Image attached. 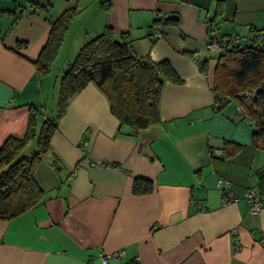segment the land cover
Instances as JSON below:
<instances>
[{
  "label": "crops",
  "instance_id": "obj_1",
  "mask_svg": "<svg viewBox=\"0 0 264 264\" xmlns=\"http://www.w3.org/2000/svg\"><path fill=\"white\" fill-rule=\"evenodd\" d=\"M36 1L0 0V147L24 137L32 117L20 156L36 151L56 82L105 26L127 31L137 53L168 61L182 81H164L160 120L132 136L118 133L93 82L68 100L34 169L41 201L0 219V264H103L101 252L110 264H264V199L251 213L246 198L249 189L264 192L262 138L254 141L234 101L217 108L206 47L210 24L238 37L264 27V0ZM72 6L78 11L42 71L36 60L51 21ZM226 141L240 148L227 155ZM136 177L152 190L134 194ZM219 178L231 182L226 203Z\"/></svg>",
  "mask_w": 264,
  "mask_h": 264
},
{
  "label": "trees",
  "instance_id": "obj_2",
  "mask_svg": "<svg viewBox=\"0 0 264 264\" xmlns=\"http://www.w3.org/2000/svg\"><path fill=\"white\" fill-rule=\"evenodd\" d=\"M27 1L33 7L38 4L36 0ZM101 2L106 3V7L111 4L110 0ZM217 10L219 12V7ZM77 11V6H72L51 21L48 38L36 60L40 70L50 68L63 34ZM213 57L212 90L217 108L221 109L229 101L238 104L242 117L253 124L254 141L262 138L264 148V27L250 29L241 41L224 47ZM204 65L206 62L201 66L205 71ZM165 80L182 81L168 61H154L149 55L137 53L127 31L115 34L112 27L105 26L80 46L60 77L57 114L43 121L36 151L20 156L25 141L32 134V117L24 137L11 136L0 147V219H11L41 201L43 192L34 179V169L49 147L50 137L66 111L68 100L75 93L93 82L106 95L110 112L119 121L118 133L132 136L160 120L159 102ZM239 148L240 144L229 141L224 147L227 155ZM152 188L149 179L136 177L133 180L134 194H143Z\"/></svg>",
  "mask_w": 264,
  "mask_h": 264
},
{
  "label": "built area",
  "instance_id": "obj_3",
  "mask_svg": "<svg viewBox=\"0 0 264 264\" xmlns=\"http://www.w3.org/2000/svg\"><path fill=\"white\" fill-rule=\"evenodd\" d=\"M156 36L162 37L161 29H157ZM241 39L242 37H238L235 35L220 34L219 30L212 24H210L208 35L206 38V47L212 54L216 55L217 53L221 52L224 47L233 45L234 43L241 41ZM217 185L222 187L223 203H226L227 201H230L232 198H234V195L230 190V181H228L227 179L219 178L217 180ZM246 198L249 203V211L251 213H256L261 209L262 201L264 199V192H257L253 189H249L246 192ZM118 255L121 256L120 253ZM99 256L103 264L111 263L109 254L101 252Z\"/></svg>",
  "mask_w": 264,
  "mask_h": 264
},
{
  "label": "rangeland",
  "instance_id": "obj_4",
  "mask_svg": "<svg viewBox=\"0 0 264 264\" xmlns=\"http://www.w3.org/2000/svg\"><path fill=\"white\" fill-rule=\"evenodd\" d=\"M64 48L66 47V44L64 43V46H63ZM57 90H58V81L56 82V85H55V91L57 92ZM55 99H54V105H53V107H52V109H51V111L50 110H48V114H47V116L50 118V117H55V112H57V99H58V92L56 93V95H55V97H54Z\"/></svg>",
  "mask_w": 264,
  "mask_h": 264
}]
</instances>
